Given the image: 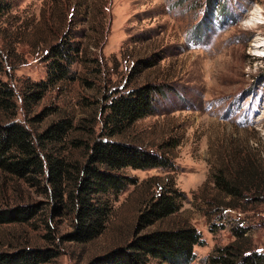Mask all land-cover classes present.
Masks as SVG:
<instances>
[{
	"label": "rangeland",
	"instance_id": "374dc122",
	"mask_svg": "<svg viewBox=\"0 0 264 264\" xmlns=\"http://www.w3.org/2000/svg\"><path fill=\"white\" fill-rule=\"evenodd\" d=\"M209 2V3H208ZM0 48L5 78L21 91L24 79H45V53L57 37L80 41L86 53L73 64L77 79L55 86L17 120L37 131L55 115L34 121L48 106L75 120L99 114L114 94L146 83L162 87L154 112L124 139L168 156L169 168L132 169L136 179L113 201L107 229L97 238L69 239L72 218L41 186L0 171V207L43 202L26 223L0 226V250L53 247L55 264H87L126 244L147 200L174 184L180 210L145 231L189 222L201 234L189 264H212L210 255L247 230L253 249L264 248V203L233 201L215 186L231 147L256 154L264 165V0H0ZM256 11L259 20L251 21ZM94 58H98L94 61ZM0 116L2 114L0 113ZM0 120H3L0 117ZM114 198V196H112ZM58 203V201H57ZM236 228V229H235ZM152 264H170L153 259Z\"/></svg>",
	"mask_w": 264,
	"mask_h": 264
},
{
	"label": "trees",
	"instance_id": "16d2710c",
	"mask_svg": "<svg viewBox=\"0 0 264 264\" xmlns=\"http://www.w3.org/2000/svg\"><path fill=\"white\" fill-rule=\"evenodd\" d=\"M66 35L57 37L46 50L45 79H24L19 93L10 79L5 78V55L0 48V117L3 119L0 120V171L24 179L32 186H41L56 201L52 214L65 210L72 218L69 239L84 243L107 229L114 211L113 201L128 186L136 184V179L124 173L125 169L169 168L172 162L168 156L137 143L114 139L154 112L156 96L164 95L162 87L154 83L117 91L99 109V114L78 121L56 105L32 117L41 121L55 115L43 129L36 131L31 124L17 120L20 108L31 113L34 105L55 86L77 79L72 66L84 57L86 47L80 41L67 40ZM223 159L224 168L214 178L215 186L231 197L223 205L236 208L239 204L235 202L241 199L256 205L264 203L261 159L236 146L229 148ZM179 199L173 183L163 185L139 211L131 239L95 256L87 264H152L153 259L189 264L194 259L195 246L203 243L193 224L177 223L145 231L176 214L180 210ZM42 208L40 201L0 207V226L29 222ZM246 233L247 230L237 227L235 239L217 247L210 255L212 264H264V248L250 247ZM60 254L53 247L23 245L0 250V264H55Z\"/></svg>",
	"mask_w": 264,
	"mask_h": 264
},
{
	"label": "bare ground",
	"instance_id": "6f19581e",
	"mask_svg": "<svg viewBox=\"0 0 264 264\" xmlns=\"http://www.w3.org/2000/svg\"><path fill=\"white\" fill-rule=\"evenodd\" d=\"M259 17H260V15H259V11H256L255 14L253 15L251 21H252V22H253V21H257V20H259ZM256 19H257V20H256Z\"/></svg>",
	"mask_w": 264,
	"mask_h": 264
}]
</instances>
